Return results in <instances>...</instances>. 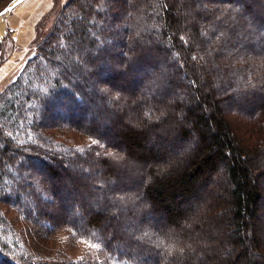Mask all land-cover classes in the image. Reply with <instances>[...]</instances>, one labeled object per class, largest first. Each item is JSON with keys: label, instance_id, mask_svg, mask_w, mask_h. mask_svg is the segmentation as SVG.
<instances>
[{"label": "trees", "instance_id": "1", "mask_svg": "<svg viewBox=\"0 0 264 264\" xmlns=\"http://www.w3.org/2000/svg\"><path fill=\"white\" fill-rule=\"evenodd\" d=\"M60 8L0 93V264H264V0Z\"/></svg>", "mask_w": 264, "mask_h": 264}, {"label": "rangeland", "instance_id": "2", "mask_svg": "<svg viewBox=\"0 0 264 264\" xmlns=\"http://www.w3.org/2000/svg\"><path fill=\"white\" fill-rule=\"evenodd\" d=\"M10 0H0V10L1 8L6 5ZM14 1V0H13ZM24 1H27V0H22L20 3H19V7L21 6V3L24 2ZM34 1V2H33ZM65 0H53V5L52 7L48 10V11H45L43 12V17L41 18V20L39 21V23L36 25L35 27V36L33 38V41L29 44V47H34V51H35V40L39 37V38H42L43 36H45L48 31H50V29L52 28V25L53 23L55 22V19H56V16L57 14L59 13V11L61 10V6L62 4L64 3ZM263 0H258L259 3H262ZM42 3V0H28L27 1V7H23L22 9L19 10V8L17 9L16 8H13L12 11H10L6 16H4L2 18V20L0 21V23L2 24V28L3 30L5 31V34H3V39H4V43H3V49H4V55H5V60L0 64V66L5 63V61L8 59L9 55L15 50L18 48V44H16L15 40H14V34L15 33H11V30H10V23L13 24V19L15 18V16H17L18 14H21V15H24L26 16L25 18H28L32 15V13H26L27 10L26 9H30V8H33L32 12L34 10H36V6H38L39 4ZM11 4V2L9 3V5ZM7 7V6H6ZM39 11V10H37ZM36 11V12H37ZM257 14V15H260L261 11L260 10H256V9H253L251 10L250 14ZM236 25V24H235ZM1 26V25H0ZM247 38H244L243 40H241L242 42H245L248 43L250 40H249V37L250 35L247 34L246 35ZM262 41L260 40H256L254 41V46L255 48L253 47V49H251V51L255 52V53H258V54H262L263 53V49H259L258 45H264V44H260V43H263L264 40L261 39ZM256 49V50H254ZM244 51L247 55L249 54V50H242ZM264 68V66H263ZM20 73V72H19ZM19 73L17 74V72L15 74H17V76L19 75ZM14 74V75H15ZM16 76V77H17ZM10 83V80L7 79V80H4V82H2L0 84V93L3 91V89ZM244 94V93H243ZM249 93H245L244 94V99L245 100H248L249 97H248ZM87 112H89L87 110ZM97 179V175L96 176H92L91 177V180H96ZM131 181V180H134L133 177L131 176H127V177H122V178H117L116 181H115V184H120L121 181ZM64 187H65V184H64ZM65 189V188H64ZM86 189L84 190H80L78 193L80 194V196L78 197V194L76 195H72V193H66L65 191L61 193V198L62 199H67V200H73L72 203L75 204H82V203H85L87 202L88 198L87 196L89 195H86L87 192ZM105 197H103L101 199V203H100V206L102 208H105L107 209L109 212H113L115 211V208L113 209V207H106L102 201ZM65 208V206H63ZM69 205L67 206V208L65 209H69ZM122 208V207H120ZM120 208H116V211L117 213H120ZM124 208V207H123ZM127 212L129 211V208L126 209ZM85 211V209H84ZM139 214H135V216H137ZM122 218H116L114 220V222H112L111 226L108 227L109 230L115 232V231H120V232H124V233H130L131 231H133L134 229H136L139 225H140V222L138 221V219H136V217H134V220L133 221H128V223H125L123 224L122 223ZM139 223L138 225L136 224ZM122 223V227H121V224ZM147 223L149 224V227L150 226H155V223L158 224V222L156 221V218L154 216L152 217H149L148 218V221ZM22 228L26 227L25 224H21ZM26 233H29V229L27 228L26 229ZM61 245L60 247H63V249L65 250V235L61 234ZM137 242H139V240H137ZM116 244H120V243H116ZM68 246V245H67ZM93 249V248H92ZM171 250V249H170ZM170 250L169 249H166L165 247L164 248H158L156 249V253L154 254H151L149 257L150 258H157L159 257V264H168L171 259H172V253L170 254ZM88 251H92L89 249V245L88 244H84V243H78L76 246H75V249L72 250V249H68L67 253L70 255L72 254L71 256H73L75 259H79V258H82Z\"/></svg>", "mask_w": 264, "mask_h": 264}, {"label": "crops", "instance_id": "3", "mask_svg": "<svg viewBox=\"0 0 264 264\" xmlns=\"http://www.w3.org/2000/svg\"><path fill=\"white\" fill-rule=\"evenodd\" d=\"M27 1L22 2L20 7L19 4L16 6L17 9L19 8L18 11L23 7L29 6L26 4ZM52 5L53 0H42V3L36 6V10L33 12V8L26 9V13H32L30 17L25 18L26 16L18 14L13 19V24L10 23V30L11 33H15L13 36L16 44H18V48L15 49L9 55L5 63L0 66V84L7 79L10 80V83L14 81L27 59L34 54V47H29V44L33 41L35 36V27L43 17V12L48 11ZM16 72L17 74H15Z\"/></svg>", "mask_w": 264, "mask_h": 264}, {"label": "water", "instance_id": "4", "mask_svg": "<svg viewBox=\"0 0 264 264\" xmlns=\"http://www.w3.org/2000/svg\"><path fill=\"white\" fill-rule=\"evenodd\" d=\"M22 0H15L9 6L0 11V19L6 16L10 11L13 10Z\"/></svg>", "mask_w": 264, "mask_h": 264}, {"label": "bare ground", "instance_id": "5", "mask_svg": "<svg viewBox=\"0 0 264 264\" xmlns=\"http://www.w3.org/2000/svg\"><path fill=\"white\" fill-rule=\"evenodd\" d=\"M1 20V19H0Z\"/></svg>", "mask_w": 264, "mask_h": 264}]
</instances>
